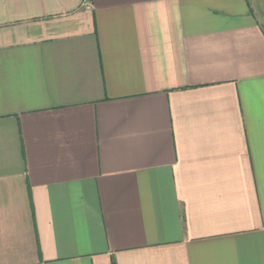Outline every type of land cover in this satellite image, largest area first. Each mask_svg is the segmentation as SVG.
Instances as JSON below:
<instances>
[{
  "label": "crops",
  "instance_id": "1",
  "mask_svg": "<svg viewBox=\"0 0 264 264\" xmlns=\"http://www.w3.org/2000/svg\"><path fill=\"white\" fill-rule=\"evenodd\" d=\"M0 264H264V0H0Z\"/></svg>",
  "mask_w": 264,
  "mask_h": 264
}]
</instances>
